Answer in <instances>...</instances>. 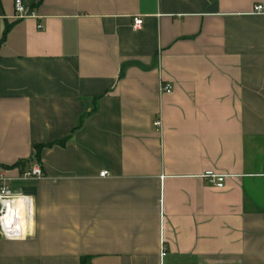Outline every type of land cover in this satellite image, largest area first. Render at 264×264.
<instances>
[{
  "label": "crops",
  "instance_id": "1",
  "mask_svg": "<svg viewBox=\"0 0 264 264\" xmlns=\"http://www.w3.org/2000/svg\"><path fill=\"white\" fill-rule=\"evenodd\" d=\"M22 1L0 0V170L34 219L0 264H264V0Z\"/></svg>",
  "mask_w": 264,
  "mask_h": 264
},
{
  "label": "built area",
  "instance_id": "2",
  "mask_svg": "<svg viewBox=\"0 0 264 264\" xmlns=\"http://www.w3.org/2000/svg\"><path fill=\"white\" fill-rule=\"evenodd\" d=\"M15 10H16V15L18 18H28V16H32L31 14H26V8L23 4L22 0H15ZM254 13L255 14H264V8L263 6H256L254 8ZM143 25V19L142 18H135L134 20V30H139L142 28ZM173 90V87L170 85H162L161 86V91L167 94H170ZM155 127L158 129H162V122L157 121L155 123ZM43 171L40 165H35L33 166L29 171L25 172L21 176V181L22 182H32V181H37L43 178ZM108 172H103L101 173V177H106L108 176ZM204 179L208 180V182L212 183L217 189L222 190L225 187V180L227 176L223 175H218L215 174L214 172H207L204 176ZM11 180L6 176V173L4 170H0V233L1 235L11 241H21V240H26L29 237L30 234V229L32 227V224H27L25 230H18L16 227L15 229L6 228L3 218H4V211L6 205H14L19 199H25L27 200L28 204H31V207L33 209L32 215L26 216V220L29 222H33L34 219V205H33V199L24 194L23 192H18V189L10 184ZM167 253L166 250L164 249L161 254V259L162 261L165 259ZM163 263V262H162Z\"/></svg>",
  "mask_w": 264,
  "mask_h": 264
},
{
  "label": "bare ground",
  "instance_id": "3",
  "mask_svg": "<svg viewBox=\"0 0 264 264\" xmlns=\"http://www.w3.org/2000/svg\"><path fill=\"white\" fill-rule=\"evenodd\" d=\"M32 212L31 204H28L25 199H19L14 205L7 204L3 218L6 228L12 227V229L16 230L17 227L18 230H25L26 216H31Z\"/></svg>",
  "mask_w": 264,
  "mask_h": 264
},
{
  "label": "trees",
  "instance_id": "4",
  "mask_svg": "<svg viewBox=\"0 0 264 264\" xmlns=\"http://www.w3.org/2000/svg\"><path fill=\"white\" fill-rule=\"evenodd\" d=\"M0 42H1V40H0ZM49 145H41V146H37L35 149H36V154H37V156L39 157L40 156V154H41V152H42V150L43 149H45L46 147H48ZM23 164L24 163H19V164H16L15 166H12V167H9V168H7V169H14V168H20V171H21V174L23 175L24 174V172H23Z\"/></svg>",
  "mask_w": 264,
  "mask_h": 264
},
{
  "label": "rangeland",
  "instance_id": "5",
  "mask_svg": "<svg viewBox=\"0 0 264 264\" xmlns=\"http://www.w3.org/2000/svg\"><path fill=\"white\" fill-rule=\"evenodd\" d=\"M18 189V192L20 191V192H22V189H19V188H17Z\"/></svg>",
  "mask_w": 264,
  "mask_h": 264
}]
</instances>
